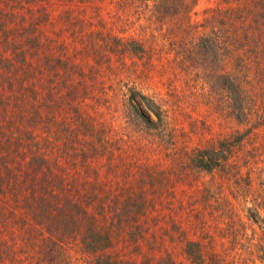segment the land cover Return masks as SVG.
I'll return each instance as SVG.
<instances>
[{
	"label": "rangeland",
	"instance_id": "1",
	"mask_svg": "<svg viewBox=\"0 0 264 264\" xmlns=\"http://www.w3.org/2000/svg\"><path fill=\"white\" fill-rule=\"evenodd\" d=\"M96 1L97 5L103 6L100 10L103 18L110 21L113 8L109 1ZM219 2L199 0L194 20L201 21L204 11ZM41 5L48 6L49 22L43 23L42 28L54 41L52 64L61 60L58 74L46 68L44 75L36 73L11 91L1 90L0 116L6 115L8 108L28 120L27 130L33 137L44 144L52 141L46 146L52 161L48 169L64 174L65 168V176L78 178L85 190L83 193H97L105 201L112 193H122L128 187L145 190L147 210L139 217L145 238L139 239L140 233L135 227L128 231L125 227L126 230L119 233L123 237H117L116 245L108 251V264H191L184 255L187 242L201 244L207 264H264V249L260 243L264 236L258 230L261 224L249 217L253 198L260 195L264 181V145L261 146L264 132L257 140L259 148L254 150L249 146L247 154H242L239 165L243 168L232 173L234 179L223 174L216 178L208 174L198 176L197 170L188 165L191 163L189 155L195 149H203L213 140L217 141L222 133L240 128L228 117L226 110L217 108L222 100V90H207L202 81L190 88L171 73L161 77L154 70L148 77L140 71L144 67L141 60L111 49L114 43L110 33L123 37L124 43H128L132 38L138 39L141 32H159L157 28L153 31L146 21L137 23L135 32L128 31V24L116 28L109 24L103 29L90 5H82L74 13L70 11L76 6L64 8L58 1L47 0ZM68 16L73 17L78 35L66 25L64 18ZM100 32L103 37L99 36ZM122 32L126 33L123 35ZM151 43L155 44L154 41ZM5 48L1 41L0 67L12 55ZM162 49L164 54L154 52L152 56L157 69L173 57L170 46ZM42 54L46 55L45 52ZM34 63L40 65L39 61ZM81 73L88 75L87 82L96 86L86 100L77 104L82 114L80 120L77 119L79 110H73L75 103L58 107L50 98L51 104H45L49 94L69 89L65 83L73 86L81 79ZM99 73L101 76L95 77ZM67 75H74V79H65ZM139 93L154 100L166 112L164 126L159 122L153 127L143 123L146 117L156 122L157 119L151 117L140 103ZM133 98L142 120L131 107ZM86 120L108 132L115 155L111 158L94 155L90 169L81 168L80 163L71 167L68 158L57 151V146H61L63 137L85 139L79 136L77 129ZM57 129L63 130L64 134L53 142L51 133L54 131L57 136ZM55 160L62 167L60 170ZM0 201L9 205V212L14 210L17 214L8 222L0 220L1 264H42L53 255L64 264L60 250L51 254L52 241L42 233L40 223L30 217L25 201H12L8 195H1ZM86 202L83 203L85 206ZM109 215L113 217L114 212ZM122 220L125 221V215ZM136 222L133 219L129 225ZM66 253L68 262L92 264L90 256H83L79 247H71Z\"/></svg>",
	"mask_w": 264,
	"mask_h": 264
},
{
	"label": "trees",
	"instance_id": "2",
	"mask_svg": "<svg viewBox=\"0 0 264 264\" xmlns=\"http://www.w3.org/2000/svg\"><path fill=\"white\" fill-rule=\"evenodd\" d=\"M45 1L0 0V42L4 41L6 51L12 54L6 58V64L0 67V92L11 91L17 84H25L36 73L44 75L46 68L58 74L61 60L52 64L54 41L42 28L43 23L49 22L48 6L41 5ZM49 1H58L64 8L76 6L71 13L80 10L82 5H90L89 8L97 13L98 24L103 29L109 24L113 28L128 24V31L135 32L134 26L146 21L153 31L157 28L159 32H141L137 35L138 39L132 38L128 43H124L123 37L110 33L114 43L111 49L141 60L144 67L140 71L148 77L154 70L161 77L171 73L190 88L202 81L207 90H222V100L217 108L226 110L228 117L236 121L240 128L222 133L217 141L213 140L203 149H195L189 155L191 163L188 165L197 170L198 176L208 174L216 178L223 174L234 179L232 173L237 168L239 171L243 168L239 165L242 154H247L249 146L257 150V140L264 132V0H220L215 7L207 8L204 18L197 22L193 16L199 0H108L113 8L109 13L110 21L103 18L100 11L103 6L97 5L96 0ZM99 1L103 3L107 0ZM73 17L64 19L66 25L78 35ZM125 33L122 32L123 35ZM101 34L99 36L103 37ZM164 46H170L173 57L157 69L152 56L154 52L164 54ZM34 61H39L40 65H35ZM79 76L81 79L73 86L65 83L69 89L49 94L45 104L50 105L52 98V103L58 107L75 103L73 110H79L77 104L86 100L96 86L94 82H87L90 79L88 75L81 73ZM99 76L101 73L95 77ZM64 78L74 79V75ZM138 98L151 117L157 119L156 122L146 117L143 123L153 127L159 122L164 126L166 112L146 95L139 93ZM134 104L135 98L131 101V107L140 115V109ZM81 116L80 112L77 119L80 120ZM27 121L8 108L7 114L0 116V196L8 195L12 201H25L30 217L40 223L42 233L52 241L54 249L51 254L60 250L64 264H76L67 261L66 252L71 247H79L83 256H90L92 264H108V251L116 245L117 237H123L119 235L120 232L135 227L140 233L139 239H144L139 217L147 210L145 190L137 191L128 187L122 193H112L105 201L97 193H83L85 190L81 188L78 178L65 176V168L64 174L48 169L52 161L46 146L52 141L48 140L44 144L33 137L27 130ZM89 122L82 121L81 128L77 129L79 136L85 139L63 137L61 146L54 143L58 147L57 151L68 158L71 167L80 163L81 168L90 169L94 155L106 158L115 155V150L109 144L108 132L97 129L95 124ZM58 131L57 136L54 131L51 133L53 142H57L59 136L64 134L63 130ZM83 140L87 143H80ZM55 161L60 170L62 167ZM84 201H87L86 206ZM0 206L1 221L8 222L11 216H17L14 210L9 212L6 202H1ZM112 212L114 215L110 217ZM262 212L264 181L260 195L253 198V209L249 210V217L256 224H261L258 230L264 236ZM124 215L125 221L122 220ZM133 219L137 222L130 226ZM260 243L264 249V237ZM184 255L191 264H207L206 254L199 243L187 242ZM53 257L50 256L42 264H60L58 258Z\"/></svg>",
	"mask_w": 264,
	"mask_h": 264
}]
</instances>
